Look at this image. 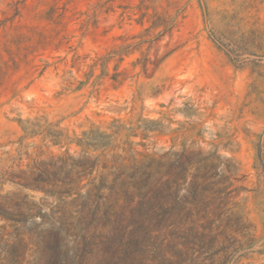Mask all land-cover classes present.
Wrapping results in <instances>:
<instances>
[{"label":"rangeland","instance_id":"rangeland-1","mask_svg":"<svg viewBox=\"0 0 264 264\" xmlns=\"http://www.w3.org/2000/svg\"><path fill=\"white\" fill-rule=\"evenodd\" d=\"M259 150L264 0H0V203L26 213L0 215V264H264ZM83 156L161 181L183 163L180 206L64 234L61 199L9 181Z\"/></svg>","mask_w":264,"mask_h":264},{"label":"trees","instance_id":"trees-1","mask_svg":"<svg viewBox=\"0 0 264 264\" xmlns=\"http://www.w3.org/2000/svg\"><path fill=\"white\" fill-rule=\"evenodd\" d=\"M152 38L147 40H140L136 45L143 43H149ZM130 44L123 47L119 54L129 53L128 47ZM139 63V61H138ZM143 67L145 63L141 64ZM86 145H92L90 142H84ZM258 161L256 167L260 168L264 175V155L261 150L258 151ZM61 162L58 165V169L65 171L63 178H57L58 174L56 169L42 171L38 179L31 180L25 175V171H21L24 176H12L9 178L14 184L19 185L21 188H31L35 190H42L45 194L55 195L61 199L62 205L60 207L59 216V230L64 234H67L73 230L79 232H88L90 227L96 223L99 219H103L107 222L112 217H116L120 214V210L126 204L130 205V208L138 213H145L144 217L160 216L164 217L162 221H166L167 214L175 210L174 208L180 205L175 203L168 204L166 201L169 198L171 192L175 188L172 187V183H178L177 177H182L186 173V165L180 163L178 169L174 165L169 163V171L172 176H168L165 180L161 181V178L155 174L159 173L154 167H135L132 171H126V165L121 164L120 168L110 173L100 172L98 175H92L99 167L97 158H90L83 156L81 158L73 159V163L67 169V163L65 158H60ZM81 168L87 174L92 175L89 181L88 187L86 183H81L79 176L75 175L77 172L75 168ZM109 174L112 176L110 177ZM18 177V178H17ZM49 181V182H48ZM51 183L50 186L45 184ZM86 187V188H85ZM85 190L83 191V189ZM16 192H11V196H14ZM10 195H5L8 203H11L15 208L12 209L4 203H0V212L2 216L22 215L25 217V212L22 210V202L12 198ZM139 196L138 200L132 204L136 196ZM71 197L68 200L64 198ZM125 198L127 203H122L120 200ZM64 204V205H63ZM65 204H68L71 209L79 204L78 215L73 216V212L66 208ZM176 207V208H177ZM116 209V210H115ZM4 213V214H3ZM75 219V220H74Z\"/></svg>","mask_w":264,"mask_h":264}]
</instances>
